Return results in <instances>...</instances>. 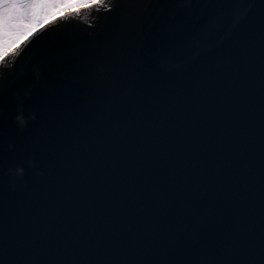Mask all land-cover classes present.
Here are the masks:
<instances>
[{
  "label": "snow or ice",
  "instance_id": "1",
  "mask_svg": "<svg viewBox=\"0 0 264 264\" xmlns=\"http://www.w3.org/2000/svg\"><path fill=\"white\" fill-rule=\"evenodd\" d=\"M130 2L134 11L103 42L64 45L75 87L43 133L49 158L64 159L55 183L30 201L0 197V264H264L255 102L264 59L258 71L252 42L227 83L197 74L170 83L156 72L160 56L197 52L220 5ZM82 8L113 11L107 0H0V65ZM94 57L110 65L99 78L89 71ZM4 91L0 81V100ZM259 122L264 133V104Z\"/></svg>",
  "mask_w": 264,
  "mask_h": 264
},
{
  "label": "water",
  "instance_id": "2",
  "mask_svg": "<svg viewBox=\"0 0 264 264\" xmlns=\"http://www.w3.org/2000/svg\"><path fill=\"white\" fill-rule=\"evenodd\" d=\"M112 12L81 9L79 14L66 13L37 32L20 51L0 65V81L5 85L0 100V197L8 203H26L55 183L58 169L44 144V130L50 118H58L67 101L70 84L62 66L64 45L89 48L103 42L112 32L118 17L134 11L130 0H107ZM205 26L203 46L192 54H162L156 72L170 83L203 76L210 82L227 83L238 71L242 51L255 42L256 69L259 71L264 52L259 36L264 29V0H217ZM127 13V14H126ZM135 43V42H134ZM100 55H104L103 49ZM110 65L93 58L89 71L98 78ZM105 68V69H104ZM126 72L134 68L127 64ZM257 145L264 139L260 128V107L264 93H256ZM20 118V119H18ZM261 164L258 162L257 171ZM259 182V176H257Z\"/></svg>",
  "mask_w": 264,
  "mask_h": 264
},
{
  "label": "clouds",
  "instance_id": "3",
  "mask_svg": "<svg viewBox=\"0 0 264 264\" xmlns=\"http://www.w3.org/2000/svg\"><path fill=\"white\" fill-rule=\"evenodd\" d=\"M18 119H20V118H18Z\"/></svg>",
  "mask_w": 264,
  "mask_h": 264
}]
</instances>
